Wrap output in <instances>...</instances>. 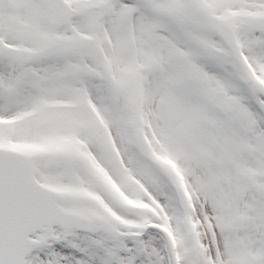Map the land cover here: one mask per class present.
Here are the masks:
<instances>
[{"label":"snow or ice","instance_id":"6c2138e0","mask_svg":"<svg viewBox=\"0 0 264 264\" xmlns=\"http://www.w3.org/2000/svg\"><path fill=\"white\" fill-rule=\"evenodd\" d=\"M0 264H264V0H0Z\"/></svg>","mask_w":264,"mask_h":264}]
</instances>
